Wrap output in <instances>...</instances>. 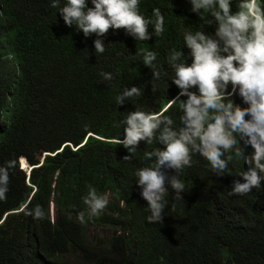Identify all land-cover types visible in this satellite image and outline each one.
Masks as SVG:
<instances>
[{"label": "trees", "instance_id": "trees-1", "mask_svg": "<svg viewBox=\"0 0 264 264\" xmlns=\"http://www.w3.org/2000/svg\"><path fill=\"white\" fill-rule=\"evenodd\" d=\"M11 1L13 28L0 31V165L18 164L7 199L0 201V264H264V188L228 194L243 160L234 157L217 177L206 159L193 154L181 175L184 200L169 187L162 224L149 223L135 172L154 163L144 150L159 145L142 141L125 161L127 150L112 142L123 138L126 112H158L178 93L171 81L166 84L172 76L166 56L183 48L182 27L207 30L189 0H142L146 17L161 8L163 35L137 42L124 29H110L102 54L95 52L96 36L66 26L51 0ZM141 48L157 51L169 72L155 87L143 57L135 55ZM102 71L114 79L104 80ZM134 85L143 95L119 106L117 95ZM166 115L179 124L177 105ZM20 157L32 167L29 173L20 168ZM89 185L109 204L81 223ZM25 204L43 206L45 218L25 215ZM95 227L105 233L90 235Z\"/></svg>", "mask_w": 264, "mask_h": 264}, {"label": "clouds", "instance_id": "clouds-1", "mask_svg": "<svg viewBox=\"0 0 264 264\" xmlns=\"http://www.w3.org/2000/svg\"><path fill=\"white\" fill-rule=\"evenodd\" d=\"M141 2L51 0V6L58 8L66 26H75L86 38L94 34L95 52L102 54L109 44L104 37L110 29H124L137 42L163 35L165 15L161 8H153L152 16L146 17L141 12ZM189 3L191 13L207 30L182 27L183 48H173L166 56L167 67L172 70L166 84L169 88L171 81L178 93L158 112L143 107L126 112L120 121L123 138L120 134L112 140L129 153L123 157L125 161L139 152L142 141L145 145H159L151 151L144 150V158L154 163L135 172L140 196L148 205L149 223L162 224L169 187L174 190L175 199L184 200L186 184L181 175L186 167H191L193 154L206 159L217 177L224 176L234 157L243 160V171L238 173L239 179L233 180L229 195H245L253 188H264V0ZM13 15L12 1L0 0L1 33L11 32ZM135 55H141L143 64L151 70L153 87L169 76L158 61L157 51L141 48ZM100 75L106 81L114 79L111 72L102 71ZM143 91L135 85L125 87L116 103L123 106L130 98L141 97ZM237 96L246 106L236 102ZM173 105L181 110L179 124L172 115H166ZM25 159L20 157V164L21 160L25 162V168H20L29 173L32 167ZM17 164L12 159L0 165V201L7 199L11 172ZM83 201L86 208L78 213L81 223L101 215L109 204L106 195L92 185ZM21 210L34 219L46 216L41 205L29 208L25 204ZM101 229L99 234L105 233Z\"/></svg>", "mask_w": 264, "mask_h": 264}, {"label": "rangeland", "instance_id": "rangeland-1", "mask_svg": "<svg viewBox=\"0 0 264 264\" xmlns=\"http://www.w3.org/2000/svg\"><path fill=\"white\" fill-rule=\"evenodd\" d=\"M20 167H22V165L20 164ZM100 228H94L93 230H89V234L92 235L94 233L95 236H100L99 233H101Z\"/></svg>", "mask_w": 264, "mask_h": 264}, {"label": "bare ground", "instance_id": "bare-ground-1", "mask_svg": "<svg viewBox=\"0 0 264 264\" xmlns=\"http://www.w3.org/2000/svg\"><path fill=\"white\" fill-rule=\"evenodd\" d=\"M22 166L25 168V162L24 160H21Z\"/></svg>", "mask_w": 264, "mask_h": 264}]
</instances>
